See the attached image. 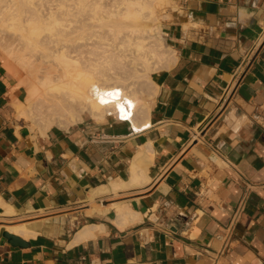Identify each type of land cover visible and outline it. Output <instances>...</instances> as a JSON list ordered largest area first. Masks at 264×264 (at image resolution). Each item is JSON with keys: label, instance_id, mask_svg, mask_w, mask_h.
<instances>
[{"label": "crops", "instance_id": "obj_1", "mask_svg": "<svg viewBox=\"0 0 264 264\" xmlns=\"http://www.w3.org/2000/svg\"><path fill=\"white\" fill-rule=\"evenodd\" d=\"M176 2L140 133L89 115L43 135L0 50V264H264V0Z\"/></svg>", "mask_w": 264, "mask_h": 264}, {"label": "bare ground", "instance_id": "obj_2", "mask_svg": "<svg viewBox=\"0 0 264 264\" xmlns=\"http://www.w3.org/2000/svg\"><path fill=\"white\" fill-rule=\"evenodd\" d=\"M173 1L0 0V47L27 73L19 84L28 93L21 114L43 135L69 129L86 113L100 121L121 117L136 133L151 128L149 121L138 124L151 110L139 93L155 96L151 74L176 63L157 24V8ZM143 80L146 90L136 84ZM142 180L139 155L129 186ZM117 213L121 228L140 218L127 208ZM9 231L30 237L24 226Z\"/></svg>", "mask_w": 264, "mask_h": 264}, {"label": "rangeland", "instance_id": "obj_3", "mask_svg": "<svg viewBox=\"0 0 264 264\" xmlns=\"http://www.w3.org/2000/svg\"><path fill=\"white\" fill-rule=\"evenodd\" d=\"M179 10L178 8V5H177V2L176 0H174L172 3H164L163 5L159 6L157 8V14H158V21H157V24L160 25L161 27V38H163V31H162V26L166 23H172L174 22L175 20V14L176 12ZM155 25L154 26L152 25V28L154 27L155 28ZM153 28V29H154ZM164 39V38H163ZM165 42V40H164ZM166 44V42H165ZM167 45V44H166ZM172 49V48H171ZM0 50L5 54L6 52L3 51V49L0 47ZM6 55V58H7V68L9 69V71L18 79L19 81V84L22 83L23 81H25V79H27V73L26 71H23L22 68H20V66H18L19 64L14 60L10 59L11 57H9L7 54ZM18 66V67H17ZM22 74V75H21ZM154 74V73H153ZM151 74V77L152 75ZM138 81V80H137ZM152 81V79H151ZM138 86L141 85L143 86V88L146 90L148 89V87H150L149 83L146 81V80H143V81H139L136 83ZM27 96H28V93H27ZM139 97L141 100L143 101H147V103H149V105L151 106L150 104V101L153 99L154 96H152L151 98H146L147 96L143 93H139ZM27 102V98L25 100V103ZM152 103V101H151ZM86 116H89L87 113L83 116L86 117ZM26 118V117H25ZM22 118V120H24L27 124L31 125L32 128H38L40 130V128L38 127L37 124H34L30 121V119L28 118ZM102 121V120H101ZM37 126V127H36ZM58 127V126H56ZM72 127V126H71ZM58 128H61V129H65V128H62V127H58ZM68 130V129H67ZM41 131V130H40ZM13 225V224H11Z\"/></svg>", "mask_w": 264, "mask_h": 264}, {"label": "water", "instance_id": "obj_4", "mask_svg": "<svg viewBox=\"0 0 264 264\" xmlns=\"http://www.w3.org/2000/svg\"><path fill=\"white\" fill-rule=\"evenodd\" d=\"M3 237L6 238L13 247L25 248L27 244L19 237L9 232H4Z\"/></svg>", "mask_w": 264, "mask_h": 264}, {"label": "built area", "instance_id": "obj_5", "mask_svg": "<svg viewBox=\"0 0 264 264\" xmlns=\"http://www.w3.org/2000/svg\"><path fill=\"white\" fill-rule=\"evenodd\" d=\"M117 120H118L119 122L126 123L124 120H122V118H121V117H119Z\"/></svg>", "mask_w": 264, "mask_h": 264}]
</instances>
